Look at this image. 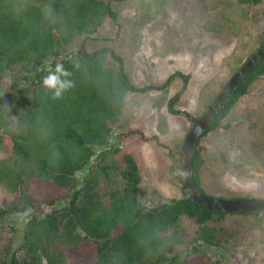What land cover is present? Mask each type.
Masks as SVG:
<instances>
[{
	"label": "trees",
	"instance_id": "1",
	"mask_svg": "<svg viewBox=\"0 0 264 264\" xmlns=\"http://www.w3.org/2000/svg\"><path fill=\"white\" fill-rule=\"evenodd\" d=\"M235 2L261 7L257 51L264 52V0ZM106 20L116 25L105 0H0V80L10 76L28 82L0 98V140L7 151L0 160V187L10 196L0 206V224L7 216L28 213L19 242L11 243L14 249L2 264H219L206 249L220 256L216 250H223L226 241L208 223L224 214L182 193L142 209L132 157L122 154L114 167L105 163L115 152L106 146L126 94L154 89L133 86L110 48L89 52L80 45L68 52L77 38L95 34ZM56 64L71 73L68 79L75 85L58 100L42 86ZM261 77L264 60H257L216 109L202 137L221 126ZM171 78L182 82L181 89L189 79L178 72ZM179 93L167 101V112L195 122L173 109ZM199 150L197 145L192 151L190 181L206 195L197 177ZM93 156L96 162L89 165ZM80 172L85 174L79 181ZM180 217L192 220L194 238L179 235Z\"/></svg>",
	"mask_w": 264,
	"mask_h": 264
},
{
	"label": "rangeland",
	"instance_id": "2",
	"mask_svg": "<svg viewBox=\"0 0 264 264\" xmlns=\"http://www.w3.org/2000/svg\"><path fill=\"white\" fill-rule=\"evenodd\" d=\"M105 1L116 15V25L106 20L95 34L77 38L68 52L80 45L89 52L110 48L122 59L133 86L154 88L126 94L106 146L115 152L105 162L114 167L122 154L132 157L140 176L138 200L142 209H149L181 194L176 176L180 147L194 123L182 114H169L167 101L180 92L173 109L197 120L229 78L257 52L263 27L261 7L239 5L235 0ZM107 63L113 65L110 60ZM176 72L189 77L184 89L178 78H171ZM24 85L26 80L3 77L0 98ZM197 145L201 157L197 177L206 195L264 201V77L231 108L221 126L201 137ZM6 156L0 140V160ZM95 162L93 156L89 165ZM113 167L108 168L109 174ZM84 174L78 173L76 179L80 181ZM9 200L0 187V206ZM27 214L7 216L1 222L0 264L10 257L11 243L19 242ZM208 224L219 229L218 235L226 241L223 250H216L220 256L206 249L219 264H264V215H225L213 217ZM178 226L181 237L194 238L196 226L191 219L180 217Z\"/></svg>",
	"mask_w": 264,
	"mask_h": 264
},
{
	"label": "water",
	"instance_id": "3",
	"mask_svg": "<svg viewBox=\"0 0 264 264\" xmlns=\"http://www.w3.org/2000/svg\"><path fill=\"white\" fill-rule=\"evenodd\" d=\"M257 60H264L263 50L257 51L247 59L237 71L229 78L214 100L206 107L200 117L191 125L180 147V159L178 165L179 185L181 193L192 203L205 209L224 215H264V201L252 198L221 199L198 193L190 181L192 167V151L197 146L202 134L205 132L211 116L222 104L229 92H231L240 79L250 75L256 67Z\"/></svg>",
	"mask_w": 264,
	"mask_h": 264
},
{
	"label": "clouds",
	"instance_id": "4",
	"mask_svg": "<svg viewBox=\"0 0 264 264\" xmlns=\"http://www.w3.org/2000/svg\"><path fill=\"white\" fill-rule=\"evenodd\" d=\"M71 73L62 64H56L54 69L49 67L42 79V86L52 94V99L58 100L63 94L73 88L74 82L68 77Z\"/></svg>",
	"mask_w": 264,
	"mask_h": 264
}]
</instances>
